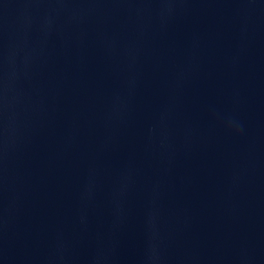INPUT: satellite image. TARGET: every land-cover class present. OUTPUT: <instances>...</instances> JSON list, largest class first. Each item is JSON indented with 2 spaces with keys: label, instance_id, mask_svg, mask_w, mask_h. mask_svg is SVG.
Returning a JSON list of instances; mask_svg holds the SVG:
<instances>
[{
  "label": "water",
  "instance_id": "water-1",
  "mask_svg": "<svg viewBox=\"0 0 264 264\" xmlns=\"http://www.w3.org/2000/svg\"><path fill=\"white\" fill-rule=\"evenodd\" d=\"M0 264H264V0H0Z\"/></svg>",
  "mask_w": 264,
  "mask_h": 264
}]
</instances>
